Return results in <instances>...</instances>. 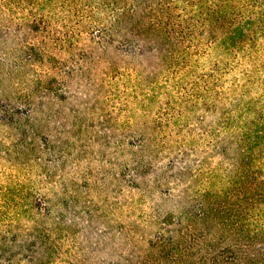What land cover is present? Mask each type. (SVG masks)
Wrapping results in <instances>:
<instances>
[{"label":"trees","instance_id":"16d2710c","mask_svg":"<svg viewBox=\"0 0 264 264\" xmlns=\"http://www.w3.org/2000/svg\"><path fill=\"white\" fill-rule=\"evenodd\" d=\"M0 264H264V0H0Z\"/></svg>","mask_w":264,"mask_h":264},{"label":"rangeland","instance_id":"374dc122","mask_svg":"<svg viewBox=\"0 0 264 264\" xmlns=\"http://www.w3.org/2000/svg\"><path fill=\"white\" fill-rule=\"evenodd\" d=\"M2 50H0V55H4V52H1Z\"/></svg>","mask_w":264,"mask_h":264}]
</instances>
